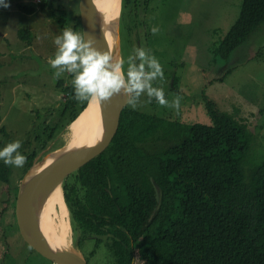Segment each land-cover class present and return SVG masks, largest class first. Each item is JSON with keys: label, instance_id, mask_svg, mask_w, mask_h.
<instances>
[{"label": "trees", "instance_id": "obj_1", "mask_svg": "<svg viewBox=\"0 0 264 264\" xmlns=\"http://www.w3.org/2000/svg\"><path fill=\"white\" fill-rule=\"evenodd\" d=\"M262 24L264 0H243L214 54L227 61ZM73 29L82 35L79 13ZM19 37L30 43L33 35ZM71 77L57 82L66 97L58 116L26 145L24 174L89 103L72 98ZM129 105L108 149L64 181L78 248L93 241L95 257L104 246L110 264H264V149L257 157L244 120L212 100L206 104L209 125ZM153 144L160 149L151 150ZM12 173L13 166L0 162V181L16 194Z\"/></svg>", "mask_w": 264, "mask_h": 264}, {"label": "rangeland", "instance_id": "obj_2", "mask_svg": "<svg viewBox=\"0 0 264 264\" xmlns=\"http://www.w3.org/2000/svg\"><path fill=\"white\" fill-rule=\"evenodd\" d=\"M242 2L147 0L141 23L144 26L140 28L145 34L140 44L132 45L127 42L126 30L121 56L127 71L129 63H140L135 56L137 48L150 51L163 70V78L153 80L152 86L161 88L169 103L180 98L179 107L172 108L141 93L136 108L129 103L130 108L171 120L209 125L211 117L206 104L212 100L221 111L244 120L259 157L264 149V24L227 61L214 54L215 47L237 21ZM79 4L80 0H47L46 5L37 4V0H9L8 8L0 7V148L18 140V151L24 155L34 132H43L46 124L58 116L66 97L57 82L73 74L65 71L56 77L48 64L56 51L53 40L62 31L52 12L58 14L66 28L73 29ZM153 27L157 29L155 33ZM29 30L33 35L30 43L19 37L21 33L29 37ZM133 34L136 36V31ZM71 127L72 124L60 130L35 162L69 145L73 139ZM150 149L156 151L160 146L153 144ZM24 175V165L13 167L10 183L19 185ZM16 196L11 185L0 181V264H50L19 234ZM68 219L70 223L69 216ZM67 247L80 250L72 228ZM93 248L90 240L80 250L89 264H110L111 256L104 246L91 257Z\"/></svg>", "mask_w": 264, "mask_h": 264}, {"label": "water", "instance_id": "obj_3", "mask_svg": "<svg viewBox=\"0 0 264 264\" xmlns=\"http://www.w3.org/2000/svg\"><path fill=\"white\" fill-rule=\"evenodd\" d=\"M121 4L122 0H80L79 4L82 35L93 37L98 49L107 51L114 59L120 60ZM116 14L118 15L114 18ZM110 24L116 34L115 52L106 44ZM121 71L123 72V68ZM95 102L99 105L98 120L82 140L71 142L45 160L36 161L19 184L15 213L19 234L32 250L50 264H88L80 250L54 246L44 233L43 223L49 201L57 191H62L64 181L102 155L111 145L119 130L122 112L129 105L128 98L121 94H114L107 101ZM90 104L91 102L84 111ZM51 159L52 162L48 163ZM156 191L160 201L161 188L158 185ZM132 264H136L135 260Z\"/></svg>", "mask_w": 264, "mask_h": 264}, {"label": "clouds", "instance_id": "obj_4", "mask_svg": "<svg viewBox=\"0 0 264 264\" xmlns=\"http://www.w3.org/2000/svg\"><path fill=\"white\" fill-rule=\"evenodd\" d=\"M0 7L8 8L9 0H0ZM157 29L152 28L155 33ZM53 43L56 45L54 57L48 60L54 76L59 77L67 71L72 73L73 99L79 102L107 101L114 94L128 98L133 108L141 93L155 97L160 105L178 108L180 98L175 97L170 103L165 99L161 88L153 87L152 81L163 78V70L159 61L144 48H137L135 56L139 64L129 63L126 74L121 71L123 60L114 59L111 53L101 51L95 46V39L84 36L72 28H64L56 35ZM131 59V56L128 57ZM147 65L148 71H145ZM20 141L16 140L0 148V161L4 165L23 167L26 157L18 149Z\"/></svg>", "mask_w": 264, "mask_h": 264}, {"label": "bare ground", "instance_id": "obj_5", "mask_svg": "<svg viewBox=\"0 0 264 264\" xmlns=\"http://www.w3.org/2000/svg\"><path fill=\"white\" fill-rule=\"evenodd\" d=\"M117 15L118 14H116L114 18H116ZM115 40L116 34L111 25L108 30L106 44L107 46L112 48L114 52L116 51ZM98 116L99 105L95 101H93L91 102L90 106L73 123L71 127L73 139L71 142L82 140V137L86 134V132H88L89 129L97 122ZM47 162L51 163L52 159L48 160ZM68 216L69 211L65 203L63 191H57L49 201L43 223L44 233L46 234L48 240L54 246L58 245L59 247L61 246L63 248H67V242L70 239L71 230Z\"/></svg>", "mask_w": 264, "mask_h": 264}, {"label": "flooded vegetation", "instance_id": "obj_6", "mask_svg": "<svg viewBox=\"0 0 264 264\" xmlns=\"http://www.w3.org/2000/svg\"><path fill=\"white\" fill-rule=\"evenodd\" d=\"M146 4H147V0H122L120 19H119L121 47L123 45V36L126 30L129 32V39H130V40L128 39L127 42L132 45L140 44L142 35L145 34L144 31H142L140 28L144 26L141 23L144 19V14H146L145 12V9L147 8ZM186 17H188V15ZM134 31H136V36L135 34H133ZM235 54L236 53H234V56ZM122 68H123V72L126 74V71L124 70V66H122ZM168 85L170 89L173 88V83L171 78L168 82ZM87 263L89 264L88 260Z\"/></svg>", "mask_w": 264, "mask_h": 264}, {"label": "built area", "instance_id": "obj_7", "mask_svg": "<svg viewBox=\"0 0 264 264\" xmlns=\"http://www.w3.org/2000/svg\"><path fill=\"white\" fill-rule=\"evenodd\" d=\"M42 2V0L40 1V0H37V4H39V3H41Z\"/></svg>", "mask_w": 264, "mask_h": 264}]
</instances>
